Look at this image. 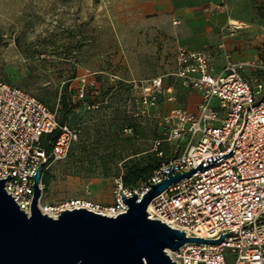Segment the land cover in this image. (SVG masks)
<instances>
[{
    "label": "built area",
    "instance_id": "obj_1",
    "mask_svg": "<svg viewBox=\"0 0 264 264\" xmlns=\"http://www.w3.org/2000/svg\"><path fill=\"white\" fill-rule=\"evenodd\" d=\"M175 63L171 76L199 93L201 100L195 111L176 109L159 117L166 130L152 151L160 158V167L133 189L125 187L121 175L115 177L110 205L68 199L54 217L62 210L80 208L117 217L128 210L122 194L129 198L135 193L140 202L151 189L150 184L169 178L161 169L173 164L171 174L182 175L234 146L233 152L216 165L171 183L151 201L147 211L149 218L183 231L187 237L215 240L221 233L233 231L221 243L188 242L178 251L167 249L177 264H264V58L237 61L226 54L224 66L216 72L206 52L178 46ZM110 79L120 80L114 74ZM124 82L141 89L137 103L149 118L157 117L150 111L159 97L172 91L164 86V76ZM84 87L79 91L81 98ZM214 99L217 106L211 104ZM55 131L60 133L52 140L48 135ZM78 136L75 129L60 124L58 106L51 109L27 91L0 81V179L11 176L5 180V189L28 215L40 163L43 178L53 161L68 156ZM180 140H185L181 152L169 156L160 149L162 142ZM40 188L38 204L46 213L42 179Z\"/></svg>",
    "mask_w": 264,
    "mask_h": 264
},
{
    "label": "rangeland",
    "instance_id": "obj_2",
    "mask_svg": "<svg viewBox=\"0 0 264 264\" xmlns=\"http://www.w3.org/2000/svg\"><path fill=\"white\" fill-rule=\"evenodd\" d=\"M118 4L119 0H0V81L27 91L50 108L59 105L68 83L73 106L82 114L72 125L79 136L69 155L47 169L51 182L44 187L42 204L52 207L53 215L68 199L112 204L114 178L125 169V161L147 156L164 137L165 123L159 117L197 106L195 92L167 76L164 86L172 91L159 97L150 111L157 117L149 118L137 103L141 89L123 83L113 88L108 76L100 74L118 71L127 76L126 66L114 65L122 52L135 75L131 79L173 71L169 66L176 54L169 53L163 62L161 48L149 41L136 42L127 22L120 19ZM253 21L257 22L241 32L229 27L231 53L246 57L243 61L264 58V13L259 10ZM83 85L86 93L81 98ZM211 104L217 106L218 101ZM161 145L170 156L181 152L185 140Z\"/></svg>",
    "mask_w": 264,
    "mask_h": 264
},
{
    "label": "water",
    "instance_id": "obj_3",
    "mask_svg": "<svg viewBox=\"0 0 264 264\" xmlns=\"http://www.w3.org/2000/svg\"><path fill=\"white\" fill-rule=\"evenodd\" d=\"M233 149L203 160L196 169L182 175L171 174L173 164L161 169L169 178L150 184L151 189L140 202L135 193L129 198L122 194L128 210L117 217L85 208L62 210L58 217L42 212L38 203L43 163L34 175V197L28 215L7 193L8 175L0 179V264H177L167 249L178 251L188 242L221 243L233 231L221 233L215 240L187 237L185 232L149 218L147 208L171 183L216 165Z\"/></svg>",
    "mask_w": 264,
    "mask_h": 264
},
{
    "label": "crops",
    "instance_id": "obj_4",
    "mask_svg": "<svg viewBox=\"0 0 264 264\" xmlns=\"http://www.w3.org/2000/svg\"><path fill=\"white\" fill-rule=\"evenodd\" d=\"M118 6L120 19L124 24L127 22L135 41H149L150 46L161 48L163 62L168 60L169 53L176 54L178 46H185L206 52L211 57L214 70L218 72L224 66L226 54L233 60L246 59L240 58L238 53H231L229 27L241 32L252 26V22H257L253 18H257L259 10L263 13L264 0H119ZM232 21L242 23L244 28H234ZM173 61L169 66L172 72L157 76H171L176 68L175 59ZM114 65L126 66L128 75L123 76L118 71H100V74L107 75L109 81L111 74L118 76L119 81L131 80L135 76L124 52L118 54ZM245 73L249 75L250 70L246 69ZM177 81L181 82L180 79ZM117 82L111 81V86ZM193 95L198 99V106L201 97L197 92Z\"/></svg>",
    "mask_w": 264,
    "mask_h": 264
},
{
    "label": "trees",
    "instance_id": "obj_5",
    "mask_svg": "<svg viewBox=\"0 0 264 264\" xmlns=\"http://www.w3.org/2000/svg\"><path fill=\"white\" fill-rule=\"evenodd\" d=\"M118 83L126 84L128 87L133 89L132 85L125 83V82H117V84L112 87L116 88L118 86ZM68 86L69 84L65 83L60 93V101L58 105L59 122L61 125H67L73 128L72 125H76L77 123H79V121L82 118V114L81 112H77L75 110L76 108L75 106H73L72 94L68 92L67 90ZM85 93H86V90L84 89V95ZM51 109H54V108H51ZM59 133L60 131H55L52 134L48 135V137L52 140H56ZM160 149L165 151V149L163 148V145L160 146ZM48 150H50V146H48ZM137 154L138 153H135V155ZM146 154L148 155L143 158H141V156H136L138 158L134 160H126L125 169L121 170L115 176V177L119 175L122 176L125 187L131 188V189L138 187L141 182L147 181L150 178V176L153 174V172L157 168L160 167L161 160L157 156V153L155 151L150 150V151H147ZM108 158H110V160L114 159L113 156H110V157L108 156ZM106 159L105 158L103 159L104 162L108 161V159L107 160ZM121 160H124V159L121 158ZM50 182H51V176L49 175V172L46 170L42 178V183L44 187L46 188L50 184Z\"/></svg>",
    "mask_w": 264,
    "mask_h": 264
},
{
    "label": "bare ground",
    "instance_id": "obj_6",
    "mask_svg": "<svg viewBox=\"0 0 264 264\" xmlns=\"http://www.w3.org/2000/svg\"><path fill=\"white\" fill-rule=\"evenodd\" d=\"M232 24H234L235 26H234V28H236V29H242V28H244L243 27V25H242V23H239V22H237V21H232ZM52 207H50V206H47V208H46V210H47V212H46V214H48V215H50V216H53L54 217V215L53 214H51V212H50V210H52L51 209Z\"/></svg>",
    "mask_w": 264,
    "mask_h": 264
}]
</instances>
